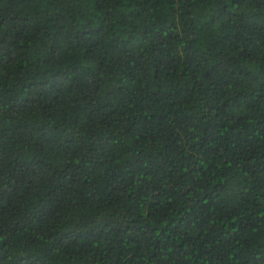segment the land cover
Returning <instances> with one entry per match:
<instances>
[{
  "label": "trees",
  "instance_id": "trees-1",
  "mask_svg": "<svg viewBox=\"0 0 264 264\" xmlns=\"http://www.w3.org/2000/svg\"><path fill=\"white\" fill-rule=\"evenodd\" d=\"M0 264H264V0H0Z\"/></svg>",
  "mask_w": 264,
  "mask_h": 264
}]
</instances>
